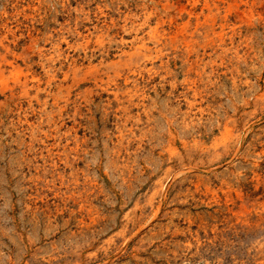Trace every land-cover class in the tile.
<instances>
[{
	"label": "rangeland",
	"instance_id": "obj_1",
	"mask_svg": "<svg viewBox=\"0 0 264 264\" xmlns=\"http://www.w3.org/2000/svg\"><path fill=\"white\" fill-rule=\"evenodd\" d=\"M0 264H264V0H0Z\"/></svg>",
	"mask_w": 264,
	"mask_h": 264
},
{
	"label": "bare ground",
	"instance_id": "obj_2",
	"mask_svg": "<svg viewBox=\"0 0 264 264\" xmlns=\"http://www.w3.org/2000/svg\"><path fill=\"white\" fill-rule=\"evenodd\" d=\"M179 5H180V4H179ZM182 5H183V4H182ZM225 6H226V5H225ZM176 8H177V7H176ZM166 9H167V8H166ZM166 9H165V10H166ZM163 11H164V10H163ZM205 11H206V10H205ZM206 16H207V15H206ZM161 21H162V20H161ZM194 24H195V23H194ZM197 24H198V23H197ZM195 25H196V24H195ZM219 33H220V32H219ZM203 35H204V34H203Z\"/></svg>",
	"mask_w": 264,
	"mask_h": 264
}]
</instances>
